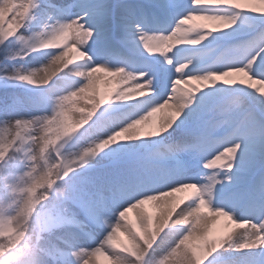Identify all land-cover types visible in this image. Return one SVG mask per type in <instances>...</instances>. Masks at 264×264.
I'll return each instance as SVG.
<instances>
[{
    "label": "snow or ice",
    "instance_id": "6c2138e0",
    "mask_svg": "<svg viewBox=\"0 0 264 264\" xmlns=\"http://www.w3.org/2000/svg\"><path fill=\"white\" fill-rule=\"evenodd\" d=\"M82 11L77 15L67 14L68 18L64 20H56L52 24H45L44 29L39 32L32 33L30 36H25L21 31L26 25L27 21L32 19L31 10L37 7V0H0V13H2V27L7 29L12 27L14 31L8 35H0V44H4L5 41L15 39L22 45L20 49L15 51L11 49H5V59L23 60L34 51L47 50L46 55L48 56L49 63L41 67L36 68H14L11 71H5L2 75L9 81H17L27 83L34 88L41 89L39 99L42 102L47 103L50 106V111L43 115H35L29 118H25L19 114L16 108V103L8 105L3 109H0V116H10V119H0V200L5 198L12 200L17 196L23 198L24 214L27 215L31 212L32 206L35 203V198L38 192V184L40 180L35 178V170L25 171L28 168V163L31 162L32 157L30 155V149L27 147L32 140L31 130L33 125H39L45 135L42 139L44 144V151L48 147V137L50 133L47 129L51 126L50 117L54 112H67L65 105L68 103L70 97L67 95L71 93L76 87H67L65 89H58L55 86V78L59 73L64 70H69L71 75L82 78L84 84V90H90L93 86L96 87L97 79L94 75H90L88 71L81 70L83 65L84 69L93 68V66L99 65L96 69L100 72H106L109 75L116 74L122 75L130 83L138 84L144 80L149 81V87L152 89L150 93L145 96L154 95L152 88L153 77L148 74V70L135 72L130 70L126 65L133 63L129 59L119 56L118 49L112 44V37L108 36V45L105 48L108 55L111 57L118 58L120 64L110 67L108 61H102L96 63L89 55L87 46L97 36V28L104 22L108 15V8L105 4V0H81ZM7 6V7H6ZM178 6L175 4V0H158L156 7L161 11H166L169 7ZM223 6L213 2H196L188 0L180 11L176 14L175 23L172 24L168 31H148L145 30L141 23H137L135 20H131L129 17L135 15L134 10L129 5H124L125 14L121 17L118 23L113 24L112 30L115 33L117 27L120 33V43L131 44L133 50L142 56H154L163 57L165 63L171 64V59L167 54L174 46L178 45H199L206 39L212 32H202L203 37L200 40H193L192 42H176L172 41V47L170 50L162 51L161 49L148 48L147 45L155 40H167L171 36L174 30H181L182 24L188 21V17L191 14L198 13H212L217 11H223ZM241 11H236L232 14V17L227 23H220V28L228 29L234 25L237 21ZM51 19V17H49ZM254 20L260 21L262 25L258 32L250 36L247 40L241 41L233 48L239 51V55L229 60L225 67L221 70H212L208 67L197 69L196 67L189 68L188 65L192 64L194 59L193 56H189L186 60H177L173 66V71L176 73L175 78L171 80V86L169 94L162 100L168 99L169 95L172 94L173 80L178 83L182 82L183 78L197 75L203 76L209 72H216L214 76L215 81H224L226 84L231 86H237L235 89H227L228 91H237L244 93V96L249 97L250 100H245L243 97L236 96L228 101V104L234 105L236 111H232L229 107L221 108L218 114L212 113L211 102L214 98V93L204 92L197 99L195 107H193L185 119L181 122L186 126L187 139L179 142H173L163 145L164 151L159 150L154 154L155 159H164L171 163L166 167H160L158 171L152 175L149 174L147 179L151 182V191L142 190L133 195L127 200L123 206L115 210V220L108 223V231L105 236L111 232L114 228L119 231L121 228H125L129 232L132 229H128L127 213L130 211L127 205L133 204L140 197H145L151 193L160 192L165 188H171L173 185H182L188 183H195L201 190V193H207L209 201L211 202L212 193L215 190L216 197L221 196V192L217 188H221L227 183L232 184L235 179H241L239 173H246L254 171L257 167L261 171L255 175L252 183L243 188L236 189L233 193L229 194L233 199H226L222 197V203L216 205V207H223L228 211L232 219L238 224L247 222V227L252 228L256 225L258 230L264 233V223H258V218H264V88L260 89V92H256L254 87L248 88V81L244 79H228L233 73H241L239 70L244 69L250 73L253 77H258L264 80V18L253 17ZM251 29H255L257 26L252 24L249 26ZM235 31H239L236 29ZM63 32L69 33L68 45L66 48H38L37 43L46 42L54 36H58ZM226 35H232V33H226ZM79 47L83 52L87 53L84 60H73L72 62L65 63L61 58H67L73 48ZM57 53L59 55H57ZM180 65H186L177 70ZM87 81V83H85ZM205 84L209 81L205 80ZM79 84V85H80ZM219 91V89H218ZM110 92V91H109ZM201 92V91H200ZM199 93V92H198ZM84 99L83 96L80 97ZM139 98V97H138ZM193 99L189 101L187 105L193 103ZM104 100L107 103L112 101H126L118 97L113 96L111 99L107 95L104 96ZM162 100H159L162 101ZM129 101V100H127ZM155 102L154 99H148L142 101L147 104V107H151ZM106 103H102L100 106ZM170 110L167 115L171 117L167 124L160 127L159 123L156 124L154 130L141 131L135 135V137H126L120 133H117L114 137L109 139H103L108 136V131L103 137L96 135L93 131V126L88 124V127L83 128L78 135L80 138L91 137L88 139L86 145L89 148H93L87 154H77L78 159L75 164L68 162L65 167H72L73 172L79 169L83 164L87 162V158L93 156L98 151L104 149L106 146L119 140H130L133 138L143 137L147 132L159 131L160 134L165 133L173 123L183 114V109ZM99 106V108H100ZM72 108L77 107L76 104L71 105ZM97 111V110H96ZM189 117L192 118L193 123L189 126ZM131 119V118H130ZM166 129V130H165ZM220 130H223L221 133ZM77 133V132H76ZM220 133V134H218ZM74 134V133H73ZM71 134V136L73 135ZM156 137V136H155ZM69 137H62L57 143L62 144ZM146 143L160 145L161 140H151ZM125 147H128L127 145ZM188 153L193 158L200 159L203 168L209 170L204 176L206 183L200 181H192L185 178V163L180 158L181 154ZM226 153L227 157L223 156ZM63 154L61 153V156ZM23 157V158H21ZM213 157L216 158L215 163L219 166L217 168H209L207 162ZM16 160L20 164L14 167H18V171L9 170L8 161ZM153 167H156L153 163L148 162L146 165V171H149ZM223 172V175L220 173ZM71 179L65 178L69 185L67 192L62 189H56L55 184L52 183L50 191L54 190L55 195L53 196V203L51 211L42 222V227L45 230H52L59 227L62 224L72 223L75 224L77 221L70 215L71 206L82 208L86 215L90 218H96L102 203L93 204L90 200L85 199L77 186L74 184V176L72 173L69 174ZM57 183L59 181H56ZM244 207L248 211H254L256 215V221L251 219L241 218L239 220L234 218V209L238 205L240 199L245 198ZM193 199L192 203L188 204V207H192L195 203ZM174 203V202H173ZM184 205H181V209ZM123 210V211H121ZM3 208L0 207V212ZM146 212V211H145ZM147 213V212H146ZM177 214H181L180 209L177 210ZM122 217V219L120 218ZM175 217H173L174 219ZM197 227L204 225L196 222ZM177 224L173 223L170 219L167 224L163 225L161 230L157 233L156 239L149 245H140L142 255L138 260L127 253L118 251L115 248L110 247L104 242V237L94 247L90 249H77L73 252V255L78 258L80 264H89L91 258L96 254L95 249H102L108 257H111L114 261L124 264H132L135 260V264H184V252L177 245V241L180 236L193 227V221L190 220L187 225L182 226L180 234L175 237L171 242L168 249L159 258H154L150 251L154 243L160 238L161 233L168 227H174ZM244 230L243 228H238ZM139 234V232H137ZM198 234L196 230L189 233L190 237H194ZM57 251L54 248L49 250V254L53 255ZM29 253L26 250H21L11 259H26ZM147 257V259H145ZM3 258H9L7 253L3 254Z\"/></svg>",
    "mask_w": 264,
    "mask_h": 264
},
{
    "label": "rangeland",
    "instance_id": "374dc122",
    "mask_svg": "<svg viewBox=\"0 0 264 264\" xmlns=\"http://www.w3.org/2000/svg\"><path fill=\"white\" fill-rule=\"evenodd\" d=\"M236 2L242 8L259 7L254 3V0H236ZM158 0H105V4L108 8V15L106 16L102 24L107 29L106 38L112 37V44L114 47L120 45V48L125 49L131 53L132 46L130 44L120 43V33L118 27L113 34L112 26L119 22L121 17L125 14L124 5H129L135 12V15L129 17L131 20H135L137 23H141V26L148 31H168L176 20V14L180 11L188 0H175V4L178 6L169 7L166 11H161L156 7ZM81 4V0H37V7L31 10L32 19L26 22V25L21 31L25 36H30L32 33L39 32L44 29L45 24H52L56 20H62V10L70 8V14L73 12V8L76 5ZM50 9V10H49ZM64 9V10H65ZM47 10H49L47 12ZM83 10V9H82ZM81 10V11H82ZM51 12L53 14H51ZM69 14V13H68ZM46 16L43 17V16ZM75 15V14H72ZM257 14L251 12H241L238 16L237 21L234 25L225 29L224 31H214L206 37L199 45H178L174 46L172 50L167 54L171 59V64L165 63L163 57L154 56H142L137 53H132L133 58L126 56L133 63L126 65L130 70L139 72L148 70V74L153 77L152 88L153 97L155 102L159 100L155 99V96H164L169 93L171 80L175 78L176 73L173 71V66L177 60L184 61L187 57L193 56L194 59L192 64L188 67H196L197 69L208 67L212 70H221L225 67L226 63L232 58L238 56L240 53L233 48V45L244 41L234 40L229 41L223 36L224 32L230 31L233 34L244 33L245 40L250 36L254 35L259 31L260 21L254 20ZM51 17V19H49ZM2 18V13H0ZM68 18V15H65ZM54 19V20H53ZM153 21L157 26L152 28L149 27V22ZM255 24L257 27L251 29L249 26ZM188 25L203 26L206 30H215L220 28L218 21L206 20L199 16H193L192 19L188 20ZM164 27V28H162ZM239 29V31H235ZM102 38L99 39L96 36L87 46L89 55L99 44L102 43ZM108 45V40L106 39ZM21 43L15 39L5 41L4 44H0V109L5 108L8 105L16 103V108L19 114L25 118H29L35 115H43L50 111V106L42 102L40 97L41 89L34 88L31 85L23 82L9 81L2 73L5 71H11L14 68H36L46 62L48 56L46 55L47 50H39L32 52L29 56L23 60L5 59V49H11L13 51L20 49ZM102 61L107 60L110 67H114L120 64V60L114 61V57L107 54L98 55ZM101 61V62H102ZM94 62L97 63L95 60ZM83 70V69H81ZM228 79H244L247 81V77L243 73H233ZM82 78L76 77L70 74L69 70H64L57 75L55 78V86L58 89H65L67 87H76L82 83ZM200 87L198 81H191ZM184 86V85H181ZM113 85L105 84L104 77H101L96 83V89L99 94L107 93L111 90ZM237 86H225L222 82H217L216 85L205 88L201 92L195 95L198 98L204 92L214 93V98L211 102L212 113L218 114L221 108L229 107L232 111H236L234 105L228 104V101L233 97L240 96L246 101L250 100L249 97L244 96V93L237 91L221 92L218 89H235ZM141 98V97H139ZM194 98L193 103L187 105L183 109V114L173 123V125L156 137H138L130 140H119L106 146L104 149L98 151L93 156L87 158V162L83 164L79 169L74 170V184L77 186L81 195L90 200L93 204L102 203L96 218H90L86 215L85 211L76 206H71L70 215L77 221V223H66L59 227L52 229L53 235L51 239L52 248L56 249L54 257L58 260V264H80L77 257L73 255V252L77 249H90L94 247L100 240L103 239L106 232L108 231V223L115 220V210L123 206V204L129 200L133 195L142 190L151 191V182L147 179L149 174L154 175L160 167H166L171 162L164 159H155L154 154L157 150L163 152V145L179 142L187 139L186 126L181 122L188 115L189 111L195 107L197 99ZM137 99V98H136ZM160 99V98H157ZM144 99L138 102L123 106L127 101H112L106 103L97 109L96 113L89 121V124L93 126V131L96 135L103 137L108 131L119 127L125 123L128 119L135 115L140 114L146 109L147 104L142 103ZM86 100L82 99L77 107H82ZM113 110V113H125L120 119L119 124H113L110 121V115H106L107 111ZM110 113V112H109ZM10 116H0V119H10ZM74 118H76L74 116ZM158 123L157 118H153L150 125H140L142 132L154 130ZM193 123L192 118L189 117V126ZM88 127V125H85ZM83 131V128L78 130L72 136L67 138L65 144V150H75V148L87 143L91 137L80 138L79 133ZM222 133L223 130H220ZM220 134V133H218ZM31 136H36V129L33 126L31 130ZM151 140H161L160 145L146 143ZM33 139L28 144L31 145ZM128 147H125V146ZM180 158L185 163V178L192 181L206 182L203 178L209 172L208 169H204L201 165L200 159L193 158L191 154H181ZM148 162L153 163L156 167H153L149 171H146V165ZM20 162L16 160H9V170L18 171ZM261 169L257 167L254 171L239 173L241 179H235L232 184H225L222 188L217 186L221 192V196H217L212 201L213 206L222 203V197L226 199L237 198L232 197L229 194L233 193L236 189H243L249 186ZM17 198L12 199L8 202V206L11 207L17 202ZM246 197L240 199L238 205L234 209V218L239 220L241 218L251 219L256 221V215L254 211H248L245 205ZM161 202L158 206L155 201L146 202L143 205L144 211L154 219L159 207H163L165 203ZM0 207L3 208V202H0ZM4 210V209H3ZM206 211V210H204ZM127 222L136 231L139 232V225L136 222L135 212L130 210L127 214ZM106 221L108 223H106ZM207 224V230L211 231L213 228L218 227V223L212 221L204 222ZM203 225V224H202ZM203 227V226H202ZM182 226L168 227L161 233L160 238L154 243L152 249V255L154 258H159L168 249L171 242L176 236L180 234ZM239 231V229H234ZM199 233L193 237L191 243L195 244L199 242ZM118 236L121 241L125 244L128 243L127 235L121 230L118 232ZM59 237V239L57 238ZM223 250H218L222 252ZM213 257H217V253L213 254ZM147 259V257H145ZM213 258L210 257L209 260ZM229 259L228 253H224L223 256L219 257L214 261V264H226ZM90 264H109L107 255L104 253L97 254L91 258ZM208 264V261L205 262Z\"/></svg>",
    "mask_w": 264,
    "mask_h": 264
},
{
    "label": "clouds",
    "instance_id": "9594fccd",
    "mask_svg": "<svg viewBox=\"0 0 264 264\" xmlns=\"http://www.w3.org/2000/svg\"><path fill=\"white\" fill-rule=\"evenodd\" d=\"M193 2H213L222 5L224 10L212 13L191 14L187 18L188 20L192 19L193 16H199L206 20L227 23L236 11H247L257 14V17L264 18V0H254V3L259 5V7L252 8H242L236 0H193ZM223 30L225 29L206 30L203 26L182 24L181 30H174L169 39L152 41L147 47L167 51L173 46V40L176 42L198 41L203 38L201 36L202 32ZM13 31L12 27L4 29L2 22H0V35H8ZM68 39L69 33L63 32L58 36L47 39L46 42L37 43L36 47L63 49L69 47L67 43ZM57 55L59 54L57 53ZM86 56L87 53L76 47L73 48L67 58L62 57L61 59L65 63H68L73 60H84ZM48 63L49 59L39 67L43 68ZM185 66L180 65L177 70L179 71ZM98 68L99 65L88 69H84L83 65L81 66V69L88 71L90 75H94L95 79L99 80L101 77H104L105 84L113 85L110 92L99 94L95 86L90 90H84V84H80L71 93H68L67 95L70 99L65 105L67 112H54L52 117H50L51 126L47 129L50 135L46 151H44V144L42 143L45 132L41 130L39 125H33L36 129V136L32 138L33 143L29 145L32 160L28 163V168L25 171L35 170V178L40 180L41 183L37 186L38 192L32 210L27 215L24 214L23 198L18 197L17 202L11 207L8 206L9 199L0 200V202H3L4 209L0 212V264H58V260L49 254V250L52 248L51 239L53 232L52 230H45L42 227L43 220L51 211L53 196L55 195L54 190L50 191V189L52 188V183H54L56 189H62L67 192L69 185L65 178L71 179L69 174H74V172L72 167H65V165L68 162L75 164V161L78 159L77 154L81 156L87 154L93 150L94 146L93 148H89L84 144L75 148V150H65L67 140L62 144H58L57 142L62 137H70L71 134L78 132L85 125H88L99 106L102 103H107L104 100L105 95L109 99L115 96L127 101L145 96L152 91L148 80L134 84L130 83L122 75H109L106 72L97 71L96 69ZM239 71L247 77L248 88L254 87L256 92H260V89L264 88V80L253 77L244 69ZM216 74V72H209L203 76L192 75L183 78L180 83L173 80L172 94L169 95L168 99L162 100L151 107H146L140 114L133 116L119 127L112 129L108 133V136L103 139L114 137L117 133L130 138L135 137L137 133L142 131L139 126L150 125L154 117L157 118L160 127L163 128L168 120L171 119L167 115L168 111L184 107L198 92L216 85L217 82H222L225 86H231L224 81H215L214 76ZM205 80H208L209 83L205 84ZM191 81H198L200 87H197ZM225 90L227 89H219L221 92H225ZM81 96L84 97L86 102L82 107L72 108V104H80L82 100ZM158 135H160L159 131L147 132L143 137H155ZM61 153L63 154L62 156ZM223 156L226 159L227 154L224 153ZM215 160V157L209 160L206 167H219L215 163ZM220 175H223V172ZM49 181L52 183H49ZM56 181L59 182L57 183ZM178 193L181 195H177ZM194 198H196L195 203L189 208L188 204L192 203ZM215 199V190L212 193L210 202L208 194L201 193V190L195 183L173 185L171 188H165L160 192L140 197L133 204L126 206L135 212L136 222L140 229L139 234L126 221L128 229H132V231L129 232L125 228H121L119 231L122 230L127 235V244L121 241L118 236L119 231L115 228L104 236V242L110 247L127 253L134 257L135 260H138L142 255L140 245H149L154 241L162 226L167 224L170 219L177 225H187L192 220L193 227L188 228L177 241V245L184 252V264H205L206 261H208V264H214V261L223 256L224 253H228L229 257L226 264H264V233L260 232L256 225H253L249 229L247 222L238 224L223 207L213 206L212 201ZM149 201H155L158 206L162 201L170 203H165L163 207H159L153 219L143 209V205ZM181 205H184L183 209H181ZM178 209L181 210L182 215L177 214ZM173 217L175 218L173 219ZM120 218L122 219V217ZM209 220L213 223L219 222L218 227L208 231L207 224L204 222ZM197 221L204 226L197 227ZM258 223H264V218H258ZM238 228H243L244 230L234 231V229ZM193 230H196L200 234L199 242L195 244L191 243L193 237L189 235ZM57 238L59 239V237ZM21 250H26L29 253L26 259L10 258L14 257ZM218 250L223 251L218 252ZM95 252L96 254L104 253L99 248L95 249ZM4 253H7L9 258H3ZM214 253H217V257H213ZM104 254L107 255L106 253ZM210 257L213 259L209 260ZM108 260L109 264H120V262L114 261L111 257H108ZM135 260L132 264H135ZM90 262L91 260L89 264ZM124 264H128V262H124Z\"/></svg>",
    "mask_w": 264,
    "mask_h": 264
},
{
    "label": "bare ground",
    "instance_id": "6f19581e",
    "mask_svg": "<svg viewBox=\"0 0 264 264\" xmlns=\"http://www.w3.org/2000/svg\"><path fill=\"white\" fill-rule=\"evenodd\" d=\"M65 9V8H64ZM62 10V20H64V19H66L65 18V15H67L68 13H70V8H66L65 10ZM50 10V9H49ZM49 10H47V12L49 11ZM82 10V5L81 4H79V5H76L74 8H73V12H72V14H75V15H77V14H79V12ZM51 14H53L52 12H51ZM43 17H45L46 18V16L44 15ZM54 20V19H53ZM59 20V19H58ZM185 24L186 25H188V21H186L185 22ZM154 26H157L155 23H153V21H150L149 22V27L150 28H152V27H154ZM162 28H164V27H162ZM106 34H107V29H106V27H105V25L104 24H101L98 28H97V36H98V38L99 39H101L102 38V43L101 44H99V46H97L92 52H90L92 55H90L91 57H92V59H93V61H97V63H100L101 61H102V59L100 58V57H98V55H100V54H107V51H105V48H106V46H107V44H106ZM130 46H132L131 44H130ZM116 49H118V55L119 56H123V57H126V56H129V58H133L134 57V53H136L134 50H133V46H132V50H131V53H129V52H127L125 49H122V48H120V45H116V47H115ZM133 53V54H132ZM114 61H117V60H119L118 58H115L114 57ZM0 86H2V85H0ZM1 88V87H0ZM169 94V93H168ZM167 94V95H168ZM167 95H164V96H161V97H159L158 95L157 96H155V99L156 100H162L165 96H167ZM151 97H153V95H149V96H146V97H141V98H137V99H133V100H129V101H127L126 102V104L125 105H123V106H128V105H132V104H134V103H136V102H138L139 100H142V99H144V101L145 100H148L149 98H151ZM157 98H160V99H157ZM139 103V102H138ZM113 110H116V109H111L110 111H107V113H106V115H110V121H111V123H113V124H119V122H120V119L123 117V115L125 114H123V113H121V112H117V113H113ZM110 112V113H109ZM177 195H181V194H177ZM163 203H164V201H162ZM162 203V204H163Z\"/></svg>",
    "mask_w": 264,
    "mask_h": 264
},
{
    "label": "trees",
    "instance_id": "16d2710c",
    "mask_svg": "<svg viewBox=\"0 0 264 264\" xmlns=\"http://www.w3.org/2000/svg\"><path fill=\"white\" fill-rule=\"evenodd\" d=\"M224 31V30H223ZM227 33H230L229 31ZM224 35H226V32H224ZM230 39H233V40H239V39H243V34H233L232 35H228Z\"/></svg>",
    "mask_w": 264,
    "mask_h": 264
}]
</instances>
